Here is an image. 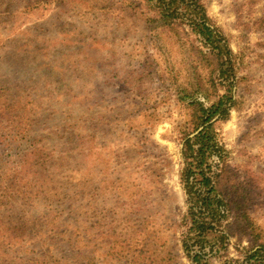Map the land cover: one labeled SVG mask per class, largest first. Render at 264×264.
Here are the masks:
<instances>
[{"label":"rangeland","instance_id":"rangeland-1","mask_svg":"<svg viewBox=\"0 0 264 264\" xmlns=\"http://www.w3.org/2000/svg\"><path fill=\"white\" fill-rule=\"evenodd\" d=\"M201 3L230 81L147 0H0V264H193L182 144L190 102L223 95L231 204L210 263L264 243V0Z\"/></svg>","mask_w":264,"mask_h":264},{"label":"trees","instance_id":"trees-1","mask_svg":"<svg viewBox=\"0 0 264 264\" xmlns=\"http://www.w3.org/2000/svg\"><path fill=\"white\" fill-rule=\"evenodd\" d=\"M147 1L154 14V22L173 32L182 23H187L205 48V51L198 48L197 53L212 59V63L207 62L213 65L211 75L216 72L222 80L230 81L229 77L235 74L232 50L211 22L201 0ZM231 100L232 97L223 95L209 107L199 100L190 102L195 110L194 130L203 126L195 135H186L182 144L183 167L180 175L187 206L183 247L193 264H211L209 256L212 247L215 244L223 247L228 236V225H223V220L228 218L231 202L228 200L230 194L226 193L222 183V178L227 176L226 166L223 149L216 140L214 122L227 117L229 107L226 101ZM213 156H216L214 163L210 162ZM221 264H264V243L250 246L242 262L225 260Z\"/></svg>","mask_w":264,"mask_h":264},{"label":"water","instance_id":"water-1","mask_svg":"<svg viewBox=\"0 0 264 264\" xmlns=\"http://www.w3.org/2000/svg\"><path fill=\"white\" fill-rule=\"evenodd\" d=\"M203 126L199 127L198 130L196 132H194L191 136L195 135L199 130L202 129Z\"/></svg>","mask_w":264,"mask_h":264}]
</instances>
